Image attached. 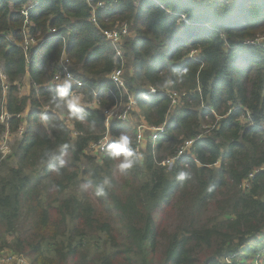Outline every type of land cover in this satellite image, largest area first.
<instances>
[{
    "label": "trees",
    "instance_id": "obj_1",
    "mask_svg": "<svg viewBox=\"0 0 264 264\" xmlns=\"http://www.w3.org/2000/svg\"><path fill=\"white\" fill-rule=\"evenodd\" d=\"M97 1L104 7L95 24L83 0H0L10 116L1 122L0 81V137L26 124L11 153H0V252L32 264H240L239 253L254 260L264 249L257 239L264 233V48L243 42L264 35V0ZM117 23L132 32L124 89L110 80L121 64L101 34ZM28 38L38 44L26 53ZM62 55L84 83L78 91L87 104L111 108L131 96L136 120L166 124L155 147L147 139L138 156L136 125L107 129L95 107L72 117L48 86ZM169 91L180 95L175 107ZM107 133L105 153L88 155ZM121 134L138 157L127 170L110 151ZM183 141L195 142L172 166L161 165Z\"/></svg>",
    "mask_w": 264,
    "mask_h": 264
},
{
    "label": "built area",
    "instance_id": "obj_2",
    "mask_svg": "<svg viewBox=\"0 0 264 264\" xmlns=\"http://www.w3.org/2000/svg\"><path fill=\"white\" fill-rule=\"evenodd\" d=\"M85 1L91 10L92 15V22L96 24L95 13L98 9L104 7V3L102 1L96 0H83ZM218 1V0H212ZM224 1V0H222ZM181 22L188 23L185 17H182ZM50 35L54 37L57 35V30H50ZM103 38L111 45L115 52L116 60L121 64L120 68L115 69L112 74L110 75V80L112 83L119 89H124L125 81H124V65H125V58H124V45L130 37H132V32L127 23H117L116 26L111 30H103L101 31ZM59 38V37H58ZM16 44L14 41H12ZM43 43V41H42ZM38 44V41L34 38H28L26 43L21 46L22 49L27 53L28 49L32 46ZM243 46L249 48L255 47H262L264 48V35H257L252 39L245 40L243 42ZM71 73V77L67 74ZM65 80H68L69 83V92L72 93L76 97H81L82 94L79 93L78 89L84 86V83L78 79L72 72H71V62L65 56L62 55L61 60L56 66V72L52 78V81L49 83V87H62L64 86ZM0 81L2 82L3 86V94H2V106H1V122L5 124V122L10 118L6 109H5V97L8 90V84L6 81V76L1 68L0 65ZM24 84V81H23ZM24 88V86H23ZM23 88H21V92H23ZM159 92L155 88H148L147 94L149 95H157ZM169 98L171 100V105L173 107L177 106L180 103V95L175 92L168 93ZM86 106L95 107L99 109L103 116L105 117V126L108 129L111 124L113 123H126L132 124L134 123L137 127V147H136V154L140 156L143 144L149 139L155 147L156 142L159 140V137L163 135L166 131V124L159 126V127H149L147 124H142L141 121L134 120L133 113L136 111V103L135 98L129 96L128 102L117 103L115 106L111 108H100L97 101H94ZM48 111V109H46ZM19 118V117H18ZM245 122L248 123L250 120V114L247 113ZM66 123L70 124L68 121ZM26 124H23L15 134L9 133L7 131L4 135L0 137V153L2 154L3 158L7 157L11 153V147L16 140H19L23 137L25 133ZM76 136V133H74ZM110 140L109 134H105L103 139L98 141L97 143H93L89 149L87 150V154L93 157H100L106 151V146ZM196 141V140H195ZM195 141H183L176 149L174 157H171L161 163L164 166H172V164L178 160L179 158L185 156L188 151L191 149ZM258 241L264 243V233L257 237ZM242 252V251H241ZM264 257V249L260 250V254L256 256V258L250 263V261L244 260L242 253L234 255L233 258H236L237 262L240 264H258V260L260 257ZM226 264H231L230 260L225 261ZM0 264H32L28 258L24 255L16 253L12 250H4L0 252Z\"/></svg>",
    "mask_w": 264,
    "mask_h": 264
},
{
    "label": "clouds",
    "instance_id": "obj_3",
    "mask_svg": "<svg viewBox=\"0 0 264 264\" xmlns=\"http://www.w3.org/2000/svg\"><path fill=\"white\" fill-rule=\"evenodd\" d=\"M69 77H71V73L67 74ZM168 83H171L170 81ZM56 95H58L61 98V101L63 103H66L68 108L70 109V114L72 117L78 120L84 119L83 115H77L78 113H83L84 109L79 105V98L74 96L72 93L69 92V83L68 80H65L64 86L59 87L57 89ZM147 98V97H146ZM60 105H57L59 107ZM46 119L45 116H41V120ZM131 144V140L129 136L125 134H121L119 138V143L116 145H112L110 147L111 155L114 159H120L121 160L119 167L121 170H127L133 166V164L136 162V159L138 157L135 156L133 151L130 149L129 145ZM66 161L63 158L59 159V166L63 167L65 165ZM186 173H180L178 176V179L183 180L185 178ZM104 184H108V181L105 180ZM97 195L103 196L105 195L103 191V187L97 189Z\"/></svg>",
    "mask_w": 264,
    "mask_h": 264
},
{
    "label": "crops",
    "instance_id": "obj_4",
    "mask_svg": "<svg viewBox=\"0 0 264 264\" xmlns=\"http://www.w3.org/2000/svg\"><path fill=\"white\" fill-rule=\"evenodd\" d=\"M24 88H23V95H28L29 94V91H30V88H31V82H30V79L29 77H26L24 78ZM79 105L80 106H86L87 103L85 102L84 100V96L82 95L81 97H79ZM139 119H137L138 121H141L143 124L146 125V122L144 121V119L142 117H138ZM253 261V260H252ZM250 261V263L252 262ZM258 264H264V257H260L259 260H258Z\"/></svg>",
    "mask_w": 264,
    "mask_h": 264
},
{
    "label": "rangeland",
    "instance_id": "obj_5",
    "mask_svg": "<svg viewBox=\"0 0 264 264\" xmlns=\"http://www.w3.org/2000/svg\"><path fill=\"white\" fill-rule=\"evenodd\" d=\"M134 120H135V118H134ZM142 124H143V123H142ZM207 215H208V213L205 214V216H207ZM10 239H11V237L9 238V240H10Z\"/></svg>",
    "mask_w": 264,
    "mask_h": 264
}]
</instances>
